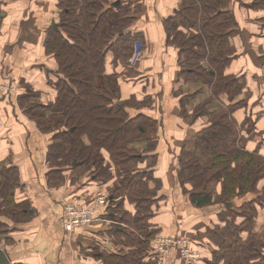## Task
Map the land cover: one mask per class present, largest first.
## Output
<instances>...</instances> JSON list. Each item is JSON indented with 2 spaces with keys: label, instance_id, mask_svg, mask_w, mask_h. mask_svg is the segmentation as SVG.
<instances>
[{
  "label": "crops",
  "instance_id": "1",
  "mask_svg": "<svg viewBox=\"0 0 264 264\" xmlns=\"http://www.w3.org/2000/svg\"><path fill=\"white\" fill-rule=\"evenodd\" d=\"M124 1L130 2L131 13H137L132 32L141 37L142 56L130 71L124 60L114 62L110 55L106 73L119 75L122 101L134 98L142 104L129 107L130 116L142 113L160 122L154 172L163 186L150 227L159 235L186 238L196 255L190 264H224L219 261L222 254L215 236L217 227L230 220L222 219V214L228 210L240 213L234 222L241 224V213H247L254 219L256 234H264V202L257 201L264 195V179L257 185L259 194L238 196L227 203L220 197L221 179L215 180L209 185L213 204L194 206L177 178L178 159L186 153L201 156L197 136L209 127L211 115L231 106L229 97L223 94L208 106V115L193 119L192 113L211 96V89L191 75L188 82L178 81L179 61L184 56L173 46L168 30L170 24L179 25L178 31L184 34L192 30L188 24L191 13L185 9L190 0ZM58 4L59 0H0V79L15 90L0 92V166L19 168L21 187L15 192L16 200L25 201L30 211L20 223L10 221L6 238L11 242H0L11 264H96L93 249L117 250L107 232L113 227L114 232L122 230L113 226L115 222L101 207L91 224L66 232L62 227L65 203L86 209L106 195L94 193L85 173L76 181L75 171L67 172L72 174L71 180L65 173L63 183L48 180L46 155L51 137L40 132L27 114L31 105H48L57 99L53 83L58 64L47 54L45 44L49 29L59 24ZM220 8L237 21V31L234 29L229 41L235 55L228 61L225 75L244 82L238 100L243 99L245 105H236L232 117L239 144L264 160V0H225ZM194 31L196 38H204L198 27ZM146 98L148 104L143 103ZM126 209L135 212L129 204ZM162 264L187 263L170 252Z\"/></svg>",
  "mask_w": 264,
  "mask_h": 264
},
{
  "label": "trees",
  "instance_id": "2",
  "mask_svg": "<svg viewBox=\"0 0 264 264\" xmlns=\"http://www.w3.org/2000/svg\"><path fill=\"white\" fill-rule=\"evenodd\" d=\"M198 1L190 0L185 5L191 13L188 24L192 30L184 34L176 24H170L168 30L173 46L184 56L179 61L178 81L188 82L191 75L211 88V96L192 114L208 115V106L223 94L231 103L228 109L211 115L209 127L197 136L201 156L186 153L178 159L180 185L194 206L206 207L213 204L208 186L218 179L222 183V202L259 194L257 185L264 179V160L258 152L249 153L239 144L232 119L234 107L245 105L243 99L238 100L243 79L225 75L228 61L235 55L229 41L237 31V21L230 12L220 11L219 2ZM129 3L59 0L58 28L49 29L45 44L47 54L58 64L57 80L53 83L57 99L27 110L39 131L51 137L46 155L49 181L59 183L65 173L78 169L96 181L114 178L116 168L119 172L108 196L105 216L122 230L114 232L113 227L107 232L117 250L96 247L92 250L96 264H162L166 257L151 242L159 231L150 227L163 186L154 172L158 164L160 122L142 113L130 116L128 108L135 104L120 100L119 75L106 73L110 55L114 62L124 60L128 65L136 45L143 43L132 32L137 13H131ZM196 27L203 39L196 38L193 32ZM146 100L148 104L149 99ZM137 144L144 147L140 150L134 147ZM107 154L114 166L106 163ZM74 163L79 165L74 167ZM0 175V241L2 238L11 242L6 238L10 221L20 223L30 211L25 201L16 200L15 192L21 187L19 168L0 166ZM126 204L135 212L127 210ZM241 214L244 216L241 224L234 222L240 213L228 210L222 214V219L230 220L223 227H217L215 236L222 254L219 261L264 264V234H256L252 216ZM243 232L247 233L245 239Z\"/></svg>",
  "mask_w": 264,
  "mask_h": 264
},
{
  "label": "rangeland",
  "instance_id": "3",
  "mask_svg": "<svg viewBox=\"0 0 264 264\" xmlns=\"http://www.w3.org/2000/svg\"><path fill=\"white\" fill-rule=\"evenodd\" d=\"M216 2H219L220 4H223V3H225V0H215ZM192 25V27H193V24H191ZM139 46H140V48H141V51H142V48H143V43L142 44H139ZM141 56H142V52H140L139 54H136V49H135V51H134V53H133V55H132V58L130 59V61H129V64L128 65H125V68L126 69H128L129 68V70L130 71H132L131 69L132 68H136L137 67V64H138V62L140 61L139 59H141ZM117 75V74H116ZM0 84H2V85H4L2 82H1V79H0ZM5 87H8V85H6L5 84ZM209 87V86H208ZM8 88H10V87H8ZM11 89V88H10ZM211 89V88H210ZM11 90H13V89H11ZM15 91V90H14ZM13 91V92H14ZM4 92V91H3ZM11 92V91H10ZM5 93V92H4ZM120 94H121V96H120V100L122 101L123 100V96H124V94L122 93V91L120 90ZM145 100V99H144ZM147 100H145V102H143V103H147L146 102ZM126 102L129 104V105H131V104H135V106L136 107H139L140 105H142V104H140V102L138 101V100H135L134 98H132V99H126ZM31 106H34V105H31ZM192 116H193V119L195 120V119H197V118H199V116H195L194 114H192ZM31 119V118H30ZM50 143H51V141H50ZM50 143H49V145H50ZM49 145L47 146V151H48V147H49ZM139 147V149L141 150L143 147H144V145H141V144H137V145H134V147ZM108 155V154H107ZM106 163H108V166H114L112 163H111V159H110V156L108 155V156H106ZM116 168V167H115ZM114 175H115V173L116 174H118L119 175V172H118V170H117V168H116V170L114 169ZM82 173H86V171H84V170H82V169H78L77 171H75L74 172V174H73V176H74V181H76L77 179L76 178H78V177H80V175L79 174H82ZM19 175H20V172H19ZM92 175V174H91ZM1 176V175H0ZM71 176H72V174H69V173H67V177L69 178V180H71ZM87 176H88V179L90 178V183L92 184V185H94L93 186V189H94V193H98L99 192V194H101V193H104V195H106L105 197H106V199H105V201H104V203H103V206L102 207H104V208H106L107 206H108V196H109V194H110V192H111V190L113 189V187H114V182L116 181V179H114V178H106L105 180H101V181H96L95 179H91V177H89V173H87ZM63 177L65 178L66 177V175L64 174L63 175ZM20 179H21V175H20ZM66 180H67V178H66ZM62 183L64 182V180L63 181H61ZM208 189L211 191V187L209 186L208 187ZM212 192V196H213V191H211ZM101 197H104L103 196V194L101 195ZM258 201V203H260V202H264V195L261 197V198H259V200H257ZM97 204V203H96ZM96 204H94L92 207H88V209H91V210H95L96 211V213L98 214L99 212H100V210H101V207H97V205ZM96 219H97V217H96ZM111 223V222H110ZM68 233H74V232H68ZM176 239H179V240H174V237H167V236H164V235H156V237H155V239L153 240V241H151V242H154V241H156V242H160V244L163 246V248L164 249H167V251L170 253V252H176L177 254H178V256H179V258L181 259V260H183L185 263H187V264H190L191 263V261L193 260V258L188 262V261H185L183 258H184V255L186 256V257H189L188 255H187V249H186V246H190V242L189 241H187V239L186 238H182V237H175ZM163 240V241H162ZM3 241V239L1 238V241L0 242H2ZM175 241H181V243L180 244H182L183 246H178V247H176L175 245H173L172 243H176ZM166 242V243H165ZM154 244H155V242H154ZM168 253V254H169ZM167 254V255H168ZM190 258V257H189Z\"/></svg>",
  "mask_w": 264,
  "mask_h": 264
},
{
  "label": "built area",
  "instance_id": "4",
  "mask_svg": "<svg viewBox=\"0 0 264 264\" xmlns=\"http://www.w3.org/2000/svg\"><path fill=\"white\" fill-rule=\"evenodd\" d=\"M141 51V48L138 45H136V54H139ZM4 91V92H13V90H11L8 87H5V85L0 84V92ZM105 197H99V200H97V207H102L103 203L105 201ZM65 219L62 223V227L66 230V232H75L78 228H81L83 226H87L89 224H91L93 221L96 220L97 217V213L95 210H91V209H83V208H79L76 207L75 205H70V204H66L65 203ZM174 240H179L174 238ZM163 241V240H162ZM155 242V249L156 251L162 255V256H166L169 252L167 251V249H164L163 246L160 244V242ZM176 243H172L173 245H175L176 247L178 246H183L181 243V241H175ZM166 243V242H165ZM184 247V246H183ZM187 249V255L190 257H186L184 255V260L185 261H190L192 258L194 259V257H196L195 254L192 253L190 247L186 246Z\"/></svg>",
  "mask_w": 264,
  "mask_h": 264
},
{
  "label": "water",
  "instance_id": "5",
  "mask_svg": "<svg viewBox=\"0 0 264 264\" xmlns=\"http://www.w3.org/2000/svg\"><path fill=\"white\" fill-rule=\"evenodd\" d=\"M117 3H119V2H117ZM54 28L57 29L58 25L55 24ZM78 165H79V163H74L73 164L74 167H77ZM0 264H11V261H10L8 255H7V253L4 250H2L1 248H0Z\"/></svg>",
  "mask_w": 264,
  "mask_h": 264
}]
</instances>
